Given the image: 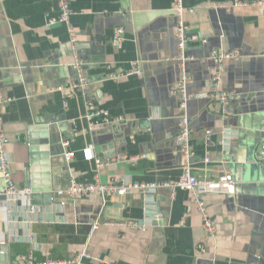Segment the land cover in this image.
<instances>
[{"label": "crops", "instance_id": "0c3cea01", "mask_svg": "<svg viewBox=\"0 0 264 264\" xmlns=\"http://www.w3.org/2000/svg\"><path fill=\"white\" fill-rule=\"evenodd\" d=\"M69 1L76 54L66 24L50 22L60 14L56 0H0V78L3 95L10 99L2 106V116L16 184L32 186L36 180L40 188L46 181L65 188L71 179L93 183L97 174L108 185L124 179H179L185 169L178 141L184 111L174 90L185 71L191 91H210L215 64L211 53L223 48L240 52L223 72V86L240 97L231 104L230 119L213 98L189 101L186 113L195 152L190 166L199 176L231 174L234 189L205 196L218 222L212 239L206 237L189 190L172 195L169 188L158 189L154 207L163 215L158 221L147 215L149 196L139 191L111 195L107 205L98 193L69 198L64 207L56 203L54 192L53 204L22 199L10 214L0 198L1 243L9 238V260L0 264L30 250L38 259L69 260L84 249L90 256L82 264H264V160L257 159L264 143V6L257 4L261 0H240V5L235 0H184L187 23L207 38L204 44L187 47L185 61L180 60L173 0ZM119 26L126 28L121 48L112 42ZM77 59L91 84L66 98L58 88L76 81ZM131 70L137 72L113 78ZM89 101L125 121L115 127L100 122L91 129L86 118ZM37 122L50 123L56 131L58 155L48 169L42 158L32 157L29 128ZM208 129L215 130L209 141ZM222 131L232 134L229 144ZM64 140L70 141L66 150L75 152L70 161L64 155ZM88 148L93 158L86 156ZM115 150L135 158L108 161ZM97 158L103 166L98 167ZM258 164L263 167L260 176ZM98 218L138 220L148 228L103 224L93 229Z\"/></svg>", "mask_w": 264, "mask_h": 264}, {"label": "built area", "instance_id": "2783aa9c", "mask_svg": "<svg viewBox=\"0 0 264 264\" xmlns=\"http://www.w3.org/2000/svg\"><path fill=\"white\" fill-rule=\"evenodd\" d=\"M58 8L60 11L59 17L56 20H50L51 23L62 22L66 24L69 35L71 38V46L73 52H77V33L72 25L71 17L74 14L69 0H56ZM236 5L242 4L240 0H235ZM258 5L264 6V0L258 1ZM172 9L177 16V26H176V38L178 40V47L180 49L181 55L180 60L185 61L187 59L186 50L187 47L192 44H204L207 42V38L203 37L201 34L194 32L190 25L185 19L186 7L184 5V0H173ZM126 28L124 26H119L114 30L113 45L117 47H122L125 41ZM241 57L239 50L214 49L211 53V58L214 61L213 68V88L210 91H191L189 85L191 83V78L184 71L177 83L174 92L179 97L180 108L184 111L181 116L180 127L178 133V141L181 147L182 157L185 161V169L181 177L177 180H171L167 182H136L129 179L121 180L118 185H108L104 184L100 180L99 174L96 176V181L93 183H80L74 179H71L69 184L65 188H61L56 192V203L64 207L69 198L74 197H86L88 195L98 193L103 198L104 205L108 203V197L111 195H125L132 191H139L149 196L144 210L147 215L150 216L151 220L158 221L163 218L161 212L156 211L155 205V193L160 188H169L172 195H175L179 189L189 190L193 194L194 202L197 210L202 216V226L206 233L208 239L215 238L218 231L217 219L211 215L208 210L205 196L214 193H229L232 192L235 185V179L231 174H225L222 176H199L193 172L190 161L195 155L191 144V127L190 121L187 115V107L190 100L193 99H203V98H213L221 105V112L224 118L230 119L234 116V112L231 109V104L234 100L240 97V94L234 90H228L223 86V72L225 70V65L230 60H237ZM74 67L77 70L78 77L76 81L71 86H60L58 88L66 98L70 97L72 90L84 89L90 86L91 79L87 77L82 68V63L77 59L74 63ZM184 69V68H183ZM136 70L120 72L113 75V78H120L122 76H127L136 73ZM2 80L0 78V172L2 175V185L0 186V198L3 199V205L8 214L12 212L13 205L22 199H30L32 197L33 189L30 185L19 186L16 184L13 176V159L10 154L8 145L9 137L7 136L4 128V121L2 116V106L9 102L10 99L5 98L2 92ZM67 102L65 101V106ZM86 118L89 121L91 129H94L100 122L106 123H121L125 119L123 116L113 115L110 111L103 108H98L93 101L87 103V113ZM214 129H208L206 131V140L209 141L211 136L214 134ZM229 144L232 134H225L224 131L221 132ZM226 135V136H225ZM221 143H226L224 140ZM65 148V158L70 161L74 156L75 152L72 150H66L70 145L69 140H64L62 142ZM86 156L88 158H93L92 149L88 148L86 150ZM135 157H130L126 154L116 153L113 157L108 158V161L119 163L127 160H133ZM257 159L264 160V143L260 146L257 152ZM209 162L210 158H206ZM98 167L104 165L103 160L97 158L96 160ZM32 212L36 211V207L32 206ZM115 225L127 229L146 231L148 225L144 222L138 220H124L122 218L118 219H97L93 223V229L99 228L101 225ZM89 253L86 249L79 252L76 256L69 260H59L52 257H47L45 259H38L35 255L34 250H30L27 254L19 255L15 260L8 262L7 264H82V260L85 257H89Z\"/></svg>", "mask_w": 264, "mask_h": 264}, {"label": "water", "instance_id": "95a60500", "mask_svg": "<svg viewBox=\"0 0 264 264\" xmlns=\"http://www.w3.org/2000/svg\"><path fill=\"white\" fill-rule=\"evenodd\" d=\"M22 67L24 65H21ZM118 122L111 123L110 126L118 125ZM29 138H30V147L32 157L42 158V162L45 163L47 169L51 168L53 156L58 155V152H55L54 145L56 142V131L50 123L46 122H37L29 128ZM114 144H111L110 147L113 149ZM117 152L120 153V150H115L108 154V157L115 155ZM257 174L260 176L263 173V167L261 165H256ZM39 182L33 180L32 182V197L35 203L43 205H51L54 203V192H57L59 187L56 185L49 184L48 181L45 182L43 188L39 187ZM43 192V194H41ZM9 238L5 237V241L1 243L0 237V261L5 262L9 260Z\"/></svg>", "mask_w": 264, "mask_h": 264}]
</instances>
